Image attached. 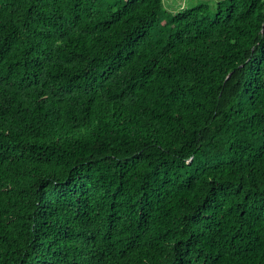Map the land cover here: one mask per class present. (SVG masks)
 Returning a JSON list of instances; mask_svg holds the SVG:
<instances>
[{
    "label": "trees",
    "instance_id": "1",
    "mask_svg": "<svg viewBox=\"0 0 264 264\" xmlns=\"http://www.w3.org/2000/svg\"><path fill=\"white\" fill-rule=\"evenodd\" d=\"M0 0V264H264V0Z\"/></svg>",
    "mask_w": 264,
    "mask_h": 264
},
{
    "label": "rangeland",
    "instance_id": "2",
    "mask_svg": "<svg viewBox=\"0 0 264 264\" xmlns=\"http://www.w3.org/2000/svg\"><path fill=\"white\" fill-rule=\"evenodd\" d=\"M168 2H170L172 5L175 6V8H173L174 10H177V8L181 5H187L190 2H192L193 4L197 1V0H167ZM211 1H215V0H210Z\"/></svg>",
    "mask_w": 264,
    "mask_h": 264
}]
</instances>
